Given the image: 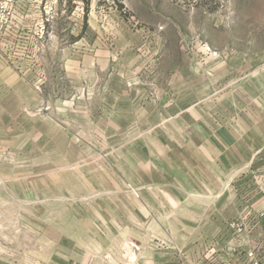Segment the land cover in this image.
Returning a JSON list of instances; mask_svg holds the SVG:
<instances>
[{
  "label": "rangeland",
  "instance_id": "374dc122",
  "mask_svg": "<svg viewBox=\"0 0 264 264\" xmlns=\"http://www.w3.org/2000/svg\"><path fill=\"white\" fill-rule=\"evenodd\" d=\"M0 1V264L264 256V0Z\"/></svg>",
  "mask_w": 264,
  "mask_h": 264
},
{
  "label": "built area",
  "instance_id": "2783aa9c",
  "mask_svg": "<svg viewBox=\"0 0 264 264\" xmlns=\"http://www.w3.org/2000/svg\"><path fill=\"white\" fill-rule=\"evenodd\" d=\"M10 8L7 6L6 2L0 1V21L8 20L10 17ZM258 222V227L262 230V235L264 236V210L256 215ZM232 226L235 228V231L241 235H247V223L245 220H240L238 223H233ZM256 247H251L246 249V264H264V256H260L255 249ZM232 250H237L233 248ZM217 258L210 257L207 261H201L196 264H217ZM223 264H228L224 262Z\"/></svg>",
  "mask_w": 264,
  "mask_h": 264
},
{
  "label": "bare ground",
  "instance_id": "6f19581e",
  "mask_svg": "<svg viewBox=\"0 0 264 264\" xmlns=\"http://www.w3.org/2000/svg\"><path fill=\"white\" fill-rule=\"evenodd\" d=\"M153 212V209L151 206H145V207H142V209L140 210L139 212V216L141 218H148ZM187 227H183L182 230H186Z\"/></svg>",
  "mask_w": 264,
  "mask_h": 264
}]
</instances>
